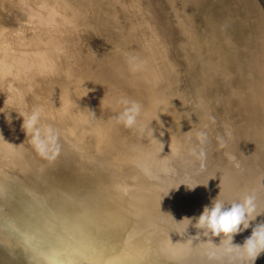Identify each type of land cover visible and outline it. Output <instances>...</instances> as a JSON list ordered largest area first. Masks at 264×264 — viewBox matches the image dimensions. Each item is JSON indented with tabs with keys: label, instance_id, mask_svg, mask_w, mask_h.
<instances>
[{
	"label": "water",
	"instance_id": "1",
	"mask_svg": "<svg viewBox=\"0 0 264 264\" xmlns=\"http://www.w3.org/2000/svg\"><path fill=\"white\" fill-rule=\"evenodd\" d=\"M150 2L157 22L118 36L109 32L116 21L103 14L106 5L117 6L114 13L126 18L118 29L126 31L136 17L133 8L120 0H93L99 11L86 16L90 46L64 72L45 77L49 87L63 77L77 86L64 99L67 121L41 118L59 133V155L41 157L25 133L12 138L10 130L0 137V264H207L204 250L210 242L218 246L223 234L201 235L190 246L189 237L200 230L189 225L181 235L185 218L198 217L216 198L231 201L253 190L264 211V0H181L180 21L171 0ZM145 31L150 46H141L138 55L133 46L141 45L138 38L148 41L140 37ZM110 44L118 50L104 59ZM25 47L14 50L25 51L34 66L47 55L38 42ZM12 64L0 70V106L15 102L20 92L9 85L17 78ZM121 99L142 105L139 125L125 135L117 124L115 151L96 155L94 147L107 138L92 135L87 119L118 114L125 107ZM139 126L154 129L156 140ZM198 131L208 134L203 172L188 154ZM127 136H135L136 144ZM218 137L227 140L226 148ZM128 142L139 149L136 159L126 158ZM140 163L157 178L146 177ZM165 166L175 172L165 175ZM262 220L264 213L250 225ZM251 231L234 234L232 243L242 245ZM255 264H264V253Z\"/></svg>",
	"mask_w": 264,
	"mask_h": 264
},
{
	"label": "rangeland",
	"instance_id": "2",
	"mask_svg": "<svg viewBox=\"0 0 264 264\" xmlns=\"http://www.w3.org/2000/svg\"><path fill=\"white\" fill-rule=\"evenodd\" d=\"M92 1L93 0H48L46 3L39 1L37 4L35 0H0V53L11 55L15 52L14 49L19 43L27 46L31 42H38L41 44L42 48L44 47L43 52L45 51V53H47V55L43 56V59L47 62H53V65L49 67L50 70H52V67L54 68L55 65H59L65 61L80 60L86 48L89 47L92 42L91 34H89V22L86 16L90 15L91 11L96 13L99 11L95 8L96 5H94ZM166 1L168 2V0H165V2ZM192 1L194 0H189L190 3ZM58 2L60 8L56 12L57 15L55 14L56 16L53 17L52 10ZM127 2L130 5L128 8L132 7L135 11L136 17L146 20L147 24L144 26H148V24L151 23L150 21H155L156 18H154L155 16L152 14L153 5H151L150 1L128 0ZM171 2L173 15L180 21V16H183V13L179 10L181 0H171ZM61 5L63 7L66 6L70 12L65 11ZM189 18L190 17L185 15L186 22ZM103 19L104 17L100 18V20ZM144 26L141 27V29H145ZM187 28L189 29V27ZM116 50H118L117 46H111L110 44L109 49L102 53V58L111 59ZM43 64H45V62L42 63V65ZM25 72H27V70ZM12 84H9L10 87ZM18 98L19 97L15 98L16 100L14 99L16 102L13 103L14 107L19 103V101H17ZM122 111L123 108H121L118 114L103 115V117L92 114L89 119H87V130L91 132L92 135L98 137L99 134V138L104 139L105 136V138H107V140H103V143L97 144L94 147V154L103 153L100 156H105V154L108 155L107 151H111V153L115 151L118 143L116 140L113 141V139L117 135L116 130H114L117 124L120 125L122 133H125V135L131 131L130 128L123 126V124L117 123L115 119ZM97 124L100 126H97ZM127 138L129 137L127 136ZM87 139V136L84 137V140ZM129 139L136 144L137 139L135 136ZM128 144L129 142L124 144V146L126 145L124 149L126 158H128L127 156L129 155V159L130 157L136 159L137 154H140L139 149L133 144ZM144 153L146 154L145 151Z\"/></svg>",
	"mask_w": 264,
	"mask_h": 264
},
{
	"label": "clouds",
	"instance_id": "3",
	"mask_svg": "<svg viewBox=\"0 0 264 264\" xmlns=\"http://www.w3.org/2000/svg\"><path fill=\"white\" fill-rule=\"evenodd\" d=\"M118 102L125 107L115 117L117 123L123 124V126L130 129L137 128L139 125L138 118L142 112V105L135 101H129L128 99H121ZM42 112L43 110L40 107H34L30 113H19L23 117L22 128L27 136L30 137L29 143L38 155L46 159L55 158L60 152V145L58 143L59 133L51 125L41 124ZM7 120L11 123V115L7 116ZM139 131L141 134H146L154 139V129L151 127L148 126L145 128L139 126ZM196 139L198 144L192 145L188 149V154L195 161L199 162L197 171L203 172L206 171L207 153L205 151V145L208 142L207 132L198 131L196 133ZM217 140L221 149L227 147V140L224 137H218ZM230 159L234 161L236 168H240V164L236 162L234 156L230 157ZM137 166L149 179L157 178L153 169L148 164L140 163ZM162 172L165 175H170L175 172V169L165 166ZM181 184L187 185L189 189L197 185L188 183ZM260 208L261 201L255 190L246 192L231 201L216 198L210 205L204 206L202 213L198 217L192 219L185 218L184 220H187L188 223L183 233H179L183 235L189 225L200 230L195 236L189 237L186 243L190 246H192V241L200 239L201 235L211 237L221 236L223 234V239L218 246L210 242L211 246L204 250L203 256L207 264H255L256 259L261 253H264V220L255 224V226H251L250 221L255 220L257 216L264 213ZM193 219L195 220L194 224ZM249 227H252L251 235L244 240L242 245H234L232 243L234 234Z\"/></svg>",
	"mask_w": 264,
	"mask_h": 264
},
{
	"label": "bare ground",
	"instance_id": "4",
	"mask_svg": "<svg viewBox=\"0 0 264 264\" xmlns=\"http://www.w3.org/2000/svg\"><path fill=\"white\" fill-rule=\"evenodd\" d=\"M35 1L38 4L39 1H43L46 3L48 0H35ZM127 1L128 0H120V4L130 6ZM135 1H141V0H135ZM147 1L149 2L150 0H146V2ZM52 6H53V4H52ZM59 6H60V4L58 2V4L52 10L53 11V13H52L53 17L57 15L56 12L59 10V8H60ZM106 6L109 8V11L103 12V14L108 13V14H104V15L108 16L109 13H112V21H116V22H114V24H115L114 26H111V25L108 26L107 23H110L109 21L104 22L105 28H106V26H108L109 27L108 29H110L109 32H111L112 34H118V36H122L123 33H125V34L132 33L133 30L137 31L138 30L137 28H139V26L143 27L145 24H147L146 20L140 19L137 17V18H135V20L133 22L131 21V23H130L132 28H130L128 23H127L128 25L124 24L125 27L129 26V28H128L129 32L126 30L118 29L121 18H122V21H125L126 18H123L122 15H120L118 12L114 13L116 11L115 9H117L116 5H114V6L113 5H106ZM61 7H63V6L61 5ZM63 9H65V11H67V12H70V10L66 6L63 7ZM101 10H102V8H101ZM91 13L93 15H96V12H94V11H91ZM123 16L125 17L126 15H123ZM105 20H108V18H106ZM129 20H130V18H129ZM150 22H151L150 25H154L153 21H150ZM155 22H157V21H155ZM116 28H117V30H116ZM146 28L147 27H145V29ZM115 31H117V32H115ZM140 34H141L140 37H143V36L147 37L148 41H146V43L143 42V43H145V45H143L142 41H140L141 38L137 39V46H139L141 44L139 46L140 48L139 47L136 48L135 46H133V47L136 49L135 51L138 52L137 53L138 55H141L140 51L141 52L143 51V48L141 46H144L145 48L150 46L149 41L151 39V33L148 31H145L144 35H143V32H140ZM17 46H21V48L25 47V45L20 44V43ZM43 49H44V47H43ZM22 52H24V53H22ZM22 52L21 51L20 52L15 51L11 55L5 54L7 58H5V56H3V58L0 61V70H2L3 65L5 63L7 64V62L12 59L13 64H14V66L12 64V66H13L12 71L14 73V71L17 70L16 73H14L15 74L14 76H16L18 79L13 76V78H15V80H13L14 82L11 81L13 83V84L12 83L11 84L17 86L19 91H20L17 95V97H19L17 99V101H19V103L17 104L16 107H14V104H13L16 102H13L12 104H6L7 106L2 105V104H1L2 107L0 106V137L5 136L4 131L6 132V131H10V130H11V132L13 131V134L15 132L16 136H18V134H20V133L24 134L25 131L23 130V128L20 130V132L14 128V127H20V128L22 127L23 117L20 116L19 113H30L34 107H40L43 110L42 117H41V118H43V120H47V121H51V122L53 120H58V121L63 120V119L66 120V118H65L66 116L64 115V113H66V109H69L67 107V104H69V103L67 101H64V99L67 95L70 96L71 92L73 94L74 93L76 94V91H77V86L74 83H72V81H69L67 77L54 79L52 81L53 85L51 87L48 86V84L46 83V78H45L46 76L53 74L57 70L64 72L66 70L65 68L68 66V63L72 62V61H69V62L65 61L63 63H60L59 65H55L54 68L52 67V70H50L49 67L51 65H53V62H51V61L47 62L46 60H43L42 62L36 61L37 62L36 65L38 66V69L35 70L33 68H36V65L34 66L32 62L29 63L28 61H26L25 57L23 55L26 52L25 51H22ZM5 53H7V52H5ZM144 53H145V51H144ZM44 61H46V62H45V64L42 65V63H44ZM25 63H28V66H26ZM17 66H21L22 71L17 69ZM26 70H27V72H25ZM31 72H32V74H30ZM63 74H66V73H63ZM26 79H29L28 80L29 83H26L27 82ZM7 86H8V83H7ZM42 86H43V88H42ZM11 92H12L11 90H6L5 95L7 94L9 96L10 94H12ZM8 105H9V107H8ZM6 108H8L9 111L5 110ZM8 115H11V117H12L11 123H9V121L7 120ZM15 115L17 117H15ZM11 124L13 126H11ZM25 135H26V133H25ZM16 136L14 134L11 137L16 138ZM6 137H9V135H7ZM1 139L2 138H0V140ZM3 141H4V139H2V142ZM14 148L15 147H12V149H14Z\"/></svg>",
	"mask_w": 264,
	"mask_h": 264
}]
</instances>
